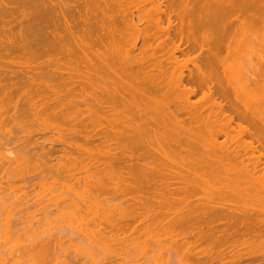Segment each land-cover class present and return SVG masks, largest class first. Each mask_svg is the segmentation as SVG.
Returning a JSON list of instances; mask_svg holds the SVG:
<instances>
[{
    "label": "bare ground",
    "instance_id": "6f19581e",
    "mask_svg": "<svg viewBox=\"0 0 264 264\" xmlns=\"http://www.w3.org/2000/svg\"><path fill=\"white\" fill-rule=\"evenodd\" d=\"M170 1L0 0V233L20 241L3 264L264 259V0ZM12 182L85 228L41 229Z\"/></svg>",
    "mask_w": 264,
    "mask_h": 264
},
{
    "label": "rangeland",
    "instance_id": "374dc122",
    "mask_svg": "<svg viewBox=\"0 0 264 264\" xmlns=\"http://www.w3.org/2000/svg\"><path fill=\"white\" fill-rule=\"evenodd\" d=\"M129 1H132L133 2V1H141V0H129ZM149 6H150V3L149 2H144V3H141V4L138 5L137 10L134 11V15H135L134 16V19H135L136 22H138V17H137L138 16V11H142L144 9H148ZM203 14L202 13L200 14V13L197 12L195 14V16H200V15H203ZM173 21H174V23H177L178 20H176L174 18ZM146 26H147V22L146 21H143V22H141L139 24V28H141V29H144ZM167 26H168V22L167 21H165L164 24H162V26H161V23L158 24V25L157 24L156 25H153L152 27H150L149 33L150 34H157V36H161V31H162L161 30L162 29L161 27H164L165 28ZM256 35H259V33L257 32ZM256 35L253 37V43L252 42H249V43H246V44H240L239 47H238L243 52V56H242L241 59H243L244 62H248L249 63L250 66H248V67H249V69H250L251 72H255L254 69L259 66V63H258L259 62L258 54H259V50H260V45H259V37L256 36ZM159 41L160 40H156L155 41V45L158 44ZM177 42H179V41H177ZM176 44H179V43H176ZM142 46H143V42L142 41H139L137 43L136 48L130 53V56H133L135 58H140L142 56V54H141ZM185 48L187 49L186 46H185ZM193 56H196V54H191V57H193ZM179 57H180V59L187 58V57L181 56V55H179ZM199 95H200V93L197 95L198 97L197 96L196 97H194V96L191 97V101L192 102H195V100H198ZM11 114H12V112L9 115L8 114L7 115L5 114L4 118L6 117V118L9 119L8 116H10ZM6 118H5V120H7V122L4 125H0V136L1 135L4 136L3 132L6 134L7 130H10L12 128V127L9 126V124L11 123V121L9 120L10 123H8V119H6ZM236 122H237V120H236ZM12 124L14 126V123H11L10 125H12ZM5 126H6L7 129L5 128ZM214 126L215 125H213V127ZM216 126L214 128L215 130L216 129L217 130H224V131H228L229 130L232 133L234 131H238L239 130V127L237 125H233V128H231V127L227 126L224 122H221L219 124H216ZM244 126H247V127L251 128V129H253L252 127H250L247 124H244ZM9 127H10V129H9ZM5 129H6V132H5ZM56 136L57 135L55 133H51V132L42 135L39 138V142H41L40 145H43L44 144V146L46 148L49 147V146H51V141ZM36 138H38V137H36ZM31 146H33V144ZM6 148H10V146H8V145H6L4 147H1L0 146V164L2 165V166L1 165L0 166H1V168L3 170L7 169V167L9 166V164L7 163V161L9 160L8 159L9 158V154L6 151ZM4 182H3V184H4ZM13 183L14 182H12V185H14V187H16V188H12V189H16L17 191L19 189L18 192H20V191H22L23 193L25 192L24 194L27 197H28V194H30L29 199L32 198L33 202H35V203L38 202L39 203L38 205H36V211L32 215L31 219L34 220L35 222H37L38 224L40 223L39 225H40V228L41 229H46V230L54 229V231L56 233V232H58L57 230L59 228H65L68 232H70L71 229H73V230L78 229L79 230V229L85 228L83 225H79L74 219H72L70 217H61V218H58V219H55V218L51 217V215L49 214L48 210L50 212L55 213V211H57V209H58L56 205L58 204L59 198L57 197L58 196V193L56 191H54V190L52 191V189H49V188H45V189L44 188H40V187H38V185H36V188L34 190L32 188L31 189H28V192H29L28 193L26 188H24V191H23V188H21V189L19 188V186L21 184L20 185L18 184V186H17V183L16 184L15 183L13 184ZM7 184L5 182V185L4 186H7ZM14 191L15 190H13V192ZM17 191H15L14 193L12 192V193L13 194H16L17 193V195H15V196H21L22 198H27V197L21 195L22 192H20L18 194ZM10 193L11 192L6 193V195H10ZM10 238H6L5 239V237L2 235V233H0V247H1L0 248V252H1V256L0 257L1 258L0 259H3V258L7 259L6 253H8L10 249H13L14 247L16 248L17 245L20 244V241L17 240V238H15V237H14V239H12V238L10 239ZM16 240H17V242H16ZM4 244H6L7 247ZM167 256H166L165 253L162 254V257L163 258L162 257L161 258L163 260L160 258V259L157 260V262H154L152 264H156V263L157 264H165V260L167 261L168 257H170V256H168V257ZM164 257L165 258L167 257V258L165 259ZM171 257H173V255ZM171 257H170V261L172 260ZM175 258L176 257L174 256L173 257V260H175ZM254 258H255L254 261L256 260L255 262L252 261L253 259H250V260H243V262H241V264L242 263L243 264H252V263L253 264H264V259L262 258V260H261V256L254 257ZM27 261H29V260L27 259ZM170 261H168V264H169ZM28 263H30V262H28ZM173 263L176 264L174 261H173ZM0 264H3V262L0 261ZM8 264H11V263H8ZM166 264H167V262H166ZM235 264H240V263L237 262Z\"/></svg>",
    "mask_w": 264,
    "mask_h": 264
}]
</instances>
